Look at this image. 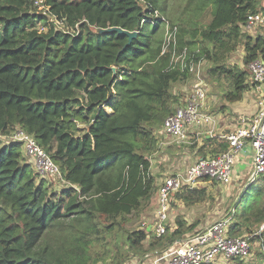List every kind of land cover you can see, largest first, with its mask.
<instances>
[{
    "label": "trees",
    "instance_id": "obj_1",
    "mask_svg": "<svg viewBox=\"0 0 264 264\" xmlns=\"http://www.w3.org/2000/svg\"><path fill=\"white\" fill-rule=\"evenodd\" d=\"M34 1L0 0V264H124L128 254L145 253L152 234L124 226L156 191L147 155L175 110L173 86L190 76L171 69L172 50H185L195 64L211 62L210 76L229 80L224 100L240 101L251 86L247 66L264 62V29L252 36L241 26L264 0H188L192 19L165 18L177 35L164 53L163 22L153 17L164 18L159 0H43L46 15ZM207 8L211 21L201 25L194 19ZM112 29L137 35L129 40ZM239 46L245 70L226 65ZM16 128L59 167L61 194L35 174L20 144L2 141ZM227 149L217 141L210 151ZM198 155L205 156L203 149ZM204 194L174 196L192 204ZM246 194L249 202L233 211L231 237L264 222V189L249 187L242 200ZM195 226L177 220L176 230L151 237L148 249ZM97 246L101 252L92 255Z\"/></svg>",
    "mask_w": 264,
    "mask_h": 264
},
{
    "label": "built area",
    "instance_id": "obj_2",
    "mask_svg": "<svg viewBox=\"0 0 264 264\" xmlns=\"http://www.w3.org/2000/svg\"><path fill=\"white\" fill-rule=\"evenodd\" d=\"M34 5L44 14H49V8L43 0H35ZM154 18H160L164 26L163 51H170V45L175 44L177 29L171 27L168 21L154 12ZM50 22L56 28L62 29L63 20L50 16ZM152 22V19L150 20ZM264 25V12L251 15L248 21L241 26L243 33H251L259 25ZM195 64L192 57L184 50L177 53L172 50L171 69L187 72L189 75L195 72ZM247 69L253 86L264 93V62L257 59L251 62ZM207 99V88L202 81H197L185 100L184 104L177 107L163 122L161 129L175 144H187L192 138L189 132L193 129L209 126L212 116L204 111ZM259 112L253 117H242L239 125L225 136L228 149L225 152L203 158L187 167L183 171L165 177L158 187V203L154 212L150 230L156 238L162 237L166 231L167 212L171 196L182 190L194 189L200 180L210 178L219 182H227L233 170L235 159L240 155L246 145L252 150L253 172L248 183L254 179L264 178V101L259 102ZM6 143L20 144L25 156L32 163L35 174L40 178H60V170L44 150L36 143L34 138L20 128H16L8 136L2 137ZM65 184V183H64ZM232 215L224 217L204 231L192 233L184 238L177 249L171 254L165 264H222L234 259L244 260L250 255V244L243 237H231L228 228L232 223ZM264 230L263 227L260 231Z\"/></svg>",
    "mask_w": 264,
    "mask_h": 264
},
{
    "label": "rangeland",
    "instance_id": "obj_3",
    "mask_svg": "<svg viewBox=\"0 0 264 264\" xmlns=\"http://www.w3.org/2000/svg\"><path fill=\"white\" fill-rule=\"evenodd\" d=\"M188 0H159L158 3L160 5L164 4L165 15L164 18L167 20L174 19H192L190 15V11L192 10V6H187ZM260 6L258 8V12H264V8L261 7V2H259ZM194 20L201 25H206L211 21V10L207 8L203 11L202 15ZM264 29V25H259L255 28L252 35L259 34ZM243 57L244 51L243 47L239 46L235 52H233L228 60L226 65L229 68H238L239 70H245L246 67L243 65ZM212 67L211 62L202 60L198 63L195 68V72L190 74V76L184 80L173 86L172 92L177 98V103L173 106V110L179 107L181 104H184L185 100L188 98L191 93V89L193 85L197 81H202L207 88V97L209 101L213 102L212 104L215 106L213 109L219 108V104L224 100L225 94L231 90V86L229 84V80L224 77L215 78L211 77L209 70ZM161 133L155 134L158 138V141L165 144L167 149H174L177 155V161L180 166H177L175 161L174 163L168 162V160H164L165 156L162 157L163 154L160 149L154 147V149L147 155L148 159L151 162V174L154 178H164L165 175L170 176L175 172H180L191 166L195 162H197L198 157V142L195 139H192L187 144L177 145L175 144L168 136L163 134L162 129H160ZM2 141L6 143L7 140L2 138ZM198 150V151H197ZM22 154L25 158V161L31 165L32 163L28 157L25 156L23 148H21ZM194 152V153H193ZM204 152V151H203ZM210 156L212 154L209 151ZM166 155V154H165ZM183 164V165H182ZM178 167V168H176ZM246 167H241L240 171H244ZM232 177V173L230 175L229 181L227 182H219L214 179H203L198 183H205L202 188V184L198 186L196 190H204L205 194L201 201H194L192 205H195L198 208V213L195 216L196 224L201 223L203 227L211 226L218 220L229 216L233 213L237 204L240 203V207L244 206L245 202H249V194L245 195L243 200L241 199L242 194L249 187H261L264 189V180L262 178L254 179L253 182L247 183L249 181V174H246V182L238 181L231 182L230 179ZM47 183L49 190L51 192H55L56 194H61L63 190H65L66 185L61 181L60 178H46L44 179ZM253 185V186H252ZM156 207L151 205V203L147 204L142 212L138 214H134L129 218V221L125 224L124 229L127 231L136 230L139 227H143L144 225L152 224L153 217ZM264 222L260 225H255L251 228V232H243L242 234H237L234 237H243L248 239L250 244V255L246 257L243 262L244 264H264V249L260 246L261 241L264 240V230L260 231V228L263 227ZM230 227V226H229ZM229 230V228H228ZM153 235V233H152ZM154 236V235H153ZM259 236V237H258ZM110 238V235H108ZM259 238V239H257ZM92 255H95V252H101V247L93 248L91 251ZM128 254V258H129ZM222 264H232L231 262L222 263Z\"/></svg>",
    "mask_w": 264,
    "mask_h": 264
},
{
    "label": "crops",
    "instance_id": "obj_4",
    "mask_svg": "<svg viewBox=\"0 0 264 264\" xmlns=\"http://www.w3.org/2000/svg\"><path fill=\"white\" fill-rule=\"evenodd\" d=\"M264 8V1L261 3ZM253 34V32L249 33ZM254 36V35H252ZM250 88L243 93L240 101L234 103H227L225 100L219 104V108L213 109L215 106L212 104L213 102L209 101L207 97L204 104V111L212 116L213 122L209 126H205L203 128L193 129L189 132V137L195 139L198 142V150L203 149L205 156L198 155L197 161L203 158L210 157L209 151L211 147L217 143V141H226L225 136L234 130L237 125H239V120L242 117H253L255 116L261 106L259 102L264 101V93H260L255 86H252V81L249 79ZM161 128L155 131V134L161 133ZM157 139L156 148L160 149L165 156L164 160H168V162L174 163L177 161V155L174 149H167L165 144L161 143ZM247 147V145H246ZM197 150V151H198ZM194 153V152H193ZM166 154V155H165ZM178 162V161H177ZM177 166H180L179 162L176 163ZM183 165V164H182ZM241 167H246L244 171H240ZM178 168V167H176ZM253 172L252 167V150L246 148L245 151H242L239 156L235 159V163L232 170V177L230 179L231 182L243 181L246 182V174H249V178L251 179ZM167 177V174H163ZM153 176V175H152ZM154 178V177H153ZM163 178V179H164ZM162 178L156 179L154 178V186L156 191L150 200L149 203L157 208L158 203V187L163 180ZM249 179V181H250ZM229 181V180H228ZM248 181V182H249ZM247 182V183H248ZM202 188L205 186V183H201ZM201 184H197V186L192 189H198V186ZM206 187V186H205ZM198 208L195 205L186 203L183 199L174 196H171L169 202V210L167 212V223L166 230L169 232L176 230L177 220H183L186 223V226L196 225L195 228L189 233L185 234L181 239L175 240L169 244H165L164 246H156L152 249H148L151 243V236L147 238L144 243V251L143 255L131 254L129 259L124 264H165L166 261L169 260L171 254L177 249L179 243L184 240V238L192 233L200 232L206 230L209 226L203 227L202 224H196L195 216L198 213ZM155 212V211H154ZM154 213L152 214V216ZM150 225H144L143 227H139L136 230H146L147 232H151ZM135 231V230H132ZM166 232V231H165Z\"/></svg>",
    "mask_w": 264,
    "mask_h": 264
},
{
    "label": "water",
    "instance_id": "obj_5",
    "mask_svg": "<svg viewBox=\"0 0 264 264\" xmlns=\"http://www.w3.org/2000/svg\"><path fill=\"white\" fill-rule=\"evenodd\" d=\"M111 31H117V32H118V33H120V34H125V35H127V36H128L129 40H131V39L135 38V37H136V35H137V33H136V32H135V33H128V32H126V31H122V30H120V29H112ZM112 71H113V72H115V69L113 68V69H112ZM246 148H249V149H251L250 145H247V147L245 146V147L243 148V150H242V151H245V150H246ZM242 151H241V152H242Z\"/></svg>",
    "mask_w": 264,
    "mask_h": 264
}]
</instances>
